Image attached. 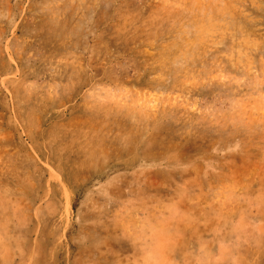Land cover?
I'll return each mask as SVG.
<instances>
[{
  "label": "rangeland",
  "instance_id": "374dc122",
  "mask_svg": "<svg viewBox=\"0 0 264 264\" xmlns=\"http://www.w3.org/2000/svg\"><path fill=\"white\" fill-rule=\"evenodd\" d=\"M0 264H264V0H0Z\"/></svg>",
  "mask_w": 264,
  "mask_h": 264
}]
</instances>
